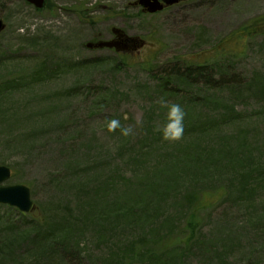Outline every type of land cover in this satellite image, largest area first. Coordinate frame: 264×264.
I'll return each mask as SVG.
<instances>
[{
	"label": "rangeland",
	"instance_id": "1",
	"mask_svg": "<svg viewBox=\"0 0 264 264\" xmlns=\"http://www.w3.org/2000/svg\"><path fill=\"white\" fill-rule=\"evenodd\" d=\"M129 4L0 0V166L38 208L0 206V264H264V0ZM114 27L147 47H86Z\"/></svg>",
	"mask_w": 264,
	"mask_h": 264
},
{
	"label": "water",
	"instance_id": "2",
	"mask_svg": "<svg viewBox=\"0 0 264 264\" xmlns=\"http://www.w3.org/2000/svg\"><path fill=\"white\" fill-rule=\"evenodd\" d=\"M28 3L34 5L38 9L45 6L44 0H26ZM150 0H143L139 2L144 7H149V13L160 12L163 8L158 6L156 2H149ZM177 2H168V5L176 4ZM6 29V24L0 19V34ZM115 33L121 32L120 29L114 28ZM105 49L116 48L118 52H128L129 45L125 43L115 42H100L97 45L88 44L89 49ZM11 169L6 166H0V205H8L17 208L22 213H32L36 210V205L32 200L31 190L25 185L3 186V184L11 178Z\"/></svg>",
	"mask_w": 264,
	"mask_h": 264
},
{
	"label": "flooded vegetation",
	"instance_id": "3",
	"mask_svg": "<svg viewBox=\"0 0 264 264\" xmlns=\"http://www.w3.org/2000/svg\"><path fill=\"white\" fill-rule=\"evenodd\" d=\"M85 1L86 0H64V2H85ZM45 2H52V0H45ZM95 2H98V0H95ZM112 2H130L129 6H128L129 10H138V12L141 14V16L150 17V16H155V15H158V14H162V13H165V12H171L174 9H178V8L182 7L187 2H213V0H150L149 2H156L158 4V6L163 7V11L161 13L154 14V15H150L149 13H147L149 8L135 5L136 2H142V0H112ZM166 2H178V4L174 5V6H168L166 4ZM112 29L113 28H111V32H110V37L109 38H105V39L99 38L98 39L96 37L95 39H93L90 42H92L93 44H96L99 41H113V40H115V41L122 42V41L128 40L126 38L127 36H125V38H122V39L118 38V36L114 35ZM125 33L129 37H132L131 40H128L129 45H131V51H130L131 54H133V53L138 54L144 48L147 47V42L145 40H143L142 38H140L138 36L131 35L128 32H125ZM117 35H119L121 37L123 35V33L120 32ZM95 51H98V50H95ZM112 51H114V50H112Z\"/></svg>",
	"mask_w": 264,
	"mask_h": 264
},
{
	"label": "clouds",
	"instance_id": "4",
	"mask_svg": "<svg viewBox=\"0 0 264 264\" xmlns=\"http://www.w3.org/2000/svg\"><path fill=\"white\" fill-rule=\"evenodd\" d=\"M161 104L168 107L167 112V123L162 129L163 139L165 140H179L185 131V117L186 111L183 106L179 103H171L168 101L161 100ZM127 119V117H125ZM117 128L121 129L124 136L132 134L133 128L131 126L124 127L118 118H112L107 123V129L110 132H114Z\"/></svg>",
	"mask_w": 264,
	"mask_h": 264
},
{
	"label": "trees",
	"instance_id": "5",
	"mask_svg": "<svg viewBox=\"0 0 264 264\" xmlns=\"http://www.w3.org/2000/svg\"><path fill=\"white\" fill-rule=\"evenodd\" d=\"M191 66H196L194 64L189 63ZM207 64H210V61L206 60L204 63H202V66H199V68H203L204 66H206ZM189 65V66H190ZM174 75H178V74H174ZM186 77H185V76ZM184 78H186V80H188L189 77L194 76L193 72L188 70V72H186L184 74ZM171 76V75H169ZM181 76V75H180ZM188 77V78H187ZM188 81H192V80H188ZM205 211V206L202 205V202H200L197 207L194 209V211L190 214L189 218L187 219L186 222V229L187 232L189 234L188 237V241H191L195 238V236L197 235V232L199 231V229L202 226V219H200V215ZM37 212L31 214V215H36Z\"/></svg>",
	"mask_w": 264,
	"mask_h": 264
}]
</instances>
